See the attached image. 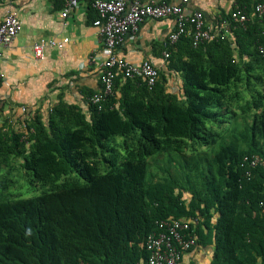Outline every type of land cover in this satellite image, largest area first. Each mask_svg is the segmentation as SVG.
I'll use <instances>...</instances> for the list:
<instances>
[{"label": "trees", "instance_id": "16d2710c", "mask_svg": "<svg viewBox=\"0 0 264 264\" xmlns=\"http://www.w3.org/2000/svg\"><path fill=\"white\" fill-rule=\"evenodd\" d=\"M244 9L243 26L222 16V41L165 44L151 88L117 75L100 110L92 93L88 115L61 101L27 134L0 128V264H144L170 219L190 223L183 255L264 264V16ZM18 181L40 194L19 198Z\"/></svg>", "mask_w": 264, "mask_h": 264}, {"label": "crops", "instance_id": "0c3cea01", "mask_svg": "<svg viewBox=\"0 0 264 264\" xmlns=\"http://www.w3.org/2000/svg\"><path fill=\"white\" fill-rule=\"evenodd\" d=\"M181 1L142 0L143 4H179ZM256 1L259 0H187L184 12L200 11L205 25L212 27L239 4L252 13ZM63 3L64 0H20L16 4L12 0H0V23L5 12L15 7L21 25L19 34L0 58L3 74L0 128L3 131L27 134V124L35 113L46 120L52 106L61 101L80 107L88 115L85 98L100 89L101 43L92 27L96 13L89 4L80 1L78 7L61 20ZM172 27L171 18L142 21L136 31L124 36L117 56L135 64L151 61L158 71H165L163 49ZM63 38H68L69 43L61 50L46 48L43 60L33 57L35 42ZM116 91L118 93L119 89ZM195 249L182 256L183 263L210 264L211 250Z\"/></svg>", "mask_w": 264, "mask_h": 264}, {"label": "built area", "instance_id": "2783aa9c", "mask_svg": "<svg viewBox=\"0 0 264 264\" xmlns=\"http://www.w3.org/2000/svg\"><path fill=\"white\" fill-rule=\"evenodd\" d=\"M17 4L20 0H12ZM83 1L95 11L96 18L92 27L96 30L101 43L99 84L100 90L93 93L88 102L98 110L102 103L112 95L115 77L121 75L125 79H142L148 88H151L158 79V69L151 61L132 63L117 56V49L124 36L137 30L138 25L146 20H161L171 18L173 27L169 32L166 44L176 43L180 37L189 36L193 47L209 42L222 41L230 35L228 20L220 19L215 26H206L203 14L195 11L190 14L184 12L182 0L179 4L166 2L143 4L142 0H64L61 20L76 9ZM253 14L260 19L264 16V5L257 3L253 7ZM233 22L243 26L247 21L245 9L235 7L230 14ZM21 30L15 7L9 8L0 23V58L3 50L10 46ZM69 43L68 38L59 41L44 40L32 45V55L36 60H43L46 48L61 50ZM264 56V49H258ZM94 56L91 57V59ZM166 59L168 55L163 53ZM3 83V74L0 72V86ZM260 162L256 156H245L240 161V167L254 168ZM196 246V240L190 228V223L181 220H160L155 222L154 230L145 238L143 247L147 253L144 264H180L183 253Z\"/></svg>", "mask_w": 264, "mask_h": 264}, {"label": "rangeland", "instance_id": "374dc122", "mask_svg": "<svg viewBox=\"0 0 264 264\" xmlns=\"http://www.w3.org/2000/svg\"><path fill=\"white\" fill-rule=\"evenodd\" d=\"M18 185H20L21 189L20 192H21V196L19 198H22V199H27V198H31V197H35V196H38L40 194V191H37V190H34V189H26V182L22 183V181H18Z\"/></svg>", "mask_w": 264, "mask_h": 264}]
</instances>
